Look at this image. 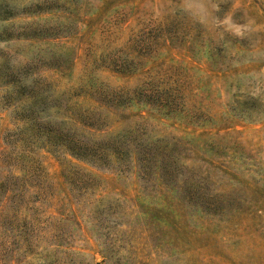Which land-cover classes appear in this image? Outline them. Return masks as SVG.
<instances>
[{"label": "rangeland", "instance_id": "374dc122", "mask_svg": "<svg viewBox=\"0 0 264 264\" xmlns=\"http://www.w3.org/2000/svg\"><path fill=\"white\" fill-rule=\"evenodd\" d=\"M0 264H264V0H0Z\"/></svg>", "mask_w": 264, "mask_h": 264}]
</instances>
